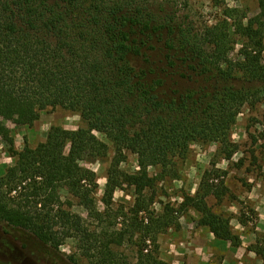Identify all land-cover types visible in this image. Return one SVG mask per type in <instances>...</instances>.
Masks as SVG:
<instances>
[{
    "label": "trees",
    "instance_id": "trees-1",
    "mask_svg": "<svg viewBox=\"0 0 264 264\" xmlns=\"http://www.w3.org/2000/svg\"><path fill=\"white\" fill-rule=\"evenodd\" d=\"M181 1L0 0V135L17 158L0 180V223L36 237L49 258L75 233L90 264H119L115 247L138 236L136 264H164L154 254L157 235L174 222V211L157 216L150 210L157 182L150 168L168 169L187 156L192 142L224 143L229 155L236 150L230 148L231 129L255 97L236 83L237 73L264 83V0L254 18L238 24L250 42L238 60L230 57V27L195 32L178 18ZM174 77L195 85L168 86ZM58 106L79 111L86 125L52 126L37 147L26 143L16 150L4 120L32 126L43 110ZM97 133L115 152L103 198L107 209L117 188H134V205L119 213L120 228L107 223L108 210L98 209L96 173L80 163L108 154L109 143ZM128 151L138 157L132 173L120 167ZM225 176L216 167L206 170L181 209L195 208L203 225L239 246L230 218L207 202L211 195L221 201L229 194ZM63 189L87 209L90 221L63 201ZM149 240L155 250L146 253ZM253 249L264 259V237Z\"/></svg>",
    "mask_w": 264,
    "mask_h": 264
},
{
    "label": "rangeland",
    "instance_id": "rangeland-1",
    "mask_svg": "<svg viewBox=\"0 0 264 264\" xmlns=\"http://www.w3.org/2000/svg\"><path fill=\"white\" fill-rule=\"evenodd\" d=\"M175 10L179 20H185L195 32L216 24L230 27V57L238 60L243 57V49L250 45L249 40L239 32L238 24H247L260 8L259 0H182ZM237 76L239 80L236 83L251 88L255 97L242 107L231 129L230 148L236 150L229 155V147L224 143L192 142L187 156L176 158L168 169L160 166L150 168V173L157 178L150 210L157 216L167 210L174 211V222L157 235L158 249L154 254L164 264H264V259L253 249L257 238L264 237V83L257 80L247 82L239 73ZM167 85L186 90L194 87L195 83L174 77ZM16 118L22 120L23 115L19 114ZM4 123L10 129L14 148L18 151L23 150L26 143L35 148L44 142L52 126L78 129L86 125L79 111L61 106L43 110L40 119L32 126L14 120H4ZM97 134L109 143L108 154L98 158L86 157L80 163L96 173L98 188L94 198L98 209L102 212L108 210L107 223L120 228L123 218L119 213L121 210L129 212L134 205V188L127 184L117 188L113 206L107 209L103 198L108 169L115 152L112 142L103 134ZM16 160L10 152L9 143L0 135V180ZM120 167L129 173L137 171V155L128 151ZM213 167L226 172L224 180L230 192L221 201L211 195L207 202L215 213L230 218L233 233L241 238L239 246L217 237L203 225L202 215L195 208L181 209L185 196L196 195L205 171ZM61 195L63 201L71 203L73 212L91 220L87 209L67 189L61 190ZM241 219L248 224L242 223ZM141 242L136 236L116 246L114 250L118 263L136 264ZM151 243L147 241L149 247L146 253L155 250ZM42 247L33 235L0 223V264H90V259L84 254L83 243L75 233L61 245L55 259L49 258Z\"/></svg>",
    "mask_w": 264,
    "mask_h": 264
}]
</instances>
